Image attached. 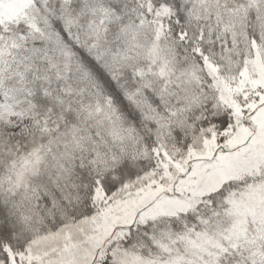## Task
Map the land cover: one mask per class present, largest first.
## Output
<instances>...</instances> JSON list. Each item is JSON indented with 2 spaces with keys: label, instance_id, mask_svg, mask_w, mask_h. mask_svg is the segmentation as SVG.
<instances>
[{
  "label": "snow or ice",
  "instance_id": "snow-or-ice-1",
  "mask_svg": "<svg viewBox=\"0 0 264 264\" xmlns=\"http://www.w3.org/2000/svg\"><path fill=\"white\" fill-rule=\"evenodd\" d=\"M0 264H264V0H0Z\"/></svg>",
  "mask_w": 264,
  "mask_h": 264
}]
</instances>
